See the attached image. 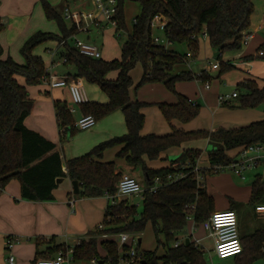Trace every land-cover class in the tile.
Returning a JSON list of instances; mask_svg holds the SVG:
<instances>
[{
    "label": "trees",
    "instance_id": "1",
    "mask_svg": "<svg viewBox=\"0 0 264 264\" xmlns=\"http://www.w3.org/2000/svg\"><path fill=\"white\" fill-rule=\"evenodd\" d=\"M41 1L46 17L57 22L62 36L40 31L30 37L21 48L26 64H19L11 57L0 58V192L11 179H18L24 198L50 200L53 198V189L58 185L57 180L68 177L79 182V196L113 195L122 174L116 170L114 162H102L100 159L107 148L124 144L118 156L130 164L140 166L146 184L152 185L157 176L163 182H167L170 174H183V177L163 185L156 192H145L141 211L137 206L130 205L127 199L119 204L109 203L105 210L103 229L91 231L87 240L75 246L74 258L118 264L121 253L128 254L131 246L127 242L120 247L112 235L141 233L151 223L157 234L158 245H163L166 252L158 257L154 251H143L140 253V264H200L199 254L202 251L193 242L184 241L178 247L174 246L179 241L177 234L186 229L190 216L197 223H203L215 210L213 196L204 184H199L197 176L215 174L217 166L235 162L237 156L228 155V151L264 145V119L238 128L222 127L215 131L188 132L173 127L169 135H142L145 115L141 110L147 103L132 101L130 98L129 90L133 84L130 71L140 63L144 73L139 86L163 82L172 92H175L178 81L197 78L206 81V76H209L206 71H202L200 76L189 71L173 73L175 66L185 61L186 55L167 50L164 44L155 43L152 19L155 15H163L167 19L164 30L166 40L169 43L186 44L192 54L199 51L202 33L207 34L211 47L219 53L239 50L243 46L244 32L252 24L255 9L252 0H135L141 4L142 10L135 17L133 32L122 44L121 58L109 61L95 59L82 54L70 43L64 45L62 54L67 57L65 63L75 68L72 78L96 84L108 97L106 103L89 101L81 104L83 114L92 115L99 121L121 109L128 128L125 135L103 141L85 155L67 160L66 171L60 153L55 150V144L26 127L24 122L31 112L33 101L27 87L17 80V77H23L30 86L43 83L47 73L46 65L42 57L34 54V50L48 40L67 38L77 33L76 26L68 27L63 16L49 1ZM125 2L118 0L117 33L127 28ZM3 28L0 18V31ZM260 50L263 51L262 55L248 56L246 59L264 60V43ZM221 65V73L234 68L223 62ZM113 72L117 73L115 79L110 78ZM237 88L240 90L238 108H258L264 104V84L260 87L256 81L246 79ZM177 95L179 101L176 104H158L162 114L168 122L174 119L182 123L191 122L199 115L200 106L192 105L183 95ZM55 108L63 142L79 129L74 126L67 102L55 101ZM202 138L208 139L212 145L208 150L209 168H199L198 173L195 171L203 153L198 149L184 150L174 160L177 163L175 168H148L145 157L155 160L172 147ZM263 200L264 179L257 175L252 184L250 201L258 204ZM193 205L195 208H192ZM231 209L235 210L233 207ZM162 233L165 242L160 238ZM104 234L109 237L102 238ZM241 241L244 250L236 256L240 257L238 264H254L264 259V229L257 230ZM138 246H141V242H138ZM100 247L105 251L104 255H101ZM62 248L57 247L56 253Z\"/></svg>",
    "mask_w": 264,
    "mask_h": 264
},
{
    "label": "crops",
    "instance_id": "2",
    "mask_svg": "<svg viewBox=\"0 0 264 264\" xmlns=\"http://www.w3.org/2000/svg\"><path fill=\"white\" fill-rule=\"evenodd\" d=\"M47 1L55 8L54 5L59 0ZM71 1L74 4L70 3ZM127 2L129 1L127 0L125 4ZM252 2L255 8L252 14V24L244 32V36L251 35V38L248 44L243 45L239 50L219 53L217 49L210 47L209 38L205 35L204 39H200L199 51L193 54L186 44L169 42L164 44L167 50L186 55L185 61L175 66L174 74L189 71L194 75L200 76L202 71H206L209 75L206 76V81L198 78L178 81L175 85V92H172L163 82H150L139 86L144 73L140 63L130 71L133 81L129 90L130 98L132 101L147 103L141 110L145 115V124L141 131L142 135H169L172 133L173 127L188 132L199 130L215 131L222 127L238 128L264 119V111L260 107L238 108L239 96L230 97L226 102H221L219 99L220 96L240 92L237 86L246 79L256 81L260 87L264 84V60L246 59L248 56L260 54V46L264 43V7L262 6L264 0H252ZM60 3H62V11L57 10L64 19V9L66 6L71 8L70 4L74 6L72 9L90 7V4L81 2V0H60ZM139 5V13L135 17L141 13L142 7L140 3ZM0 18L1 23L4 25L3 30L0 31V58L6 59L11 57L19 64H26V59L21 53V48L37 32L54 33L62 36L60 28L52 23L54 20H49L46 17L41 0H0ZM134 23L135 18L133 25ZM104 25L108 26V23L100 19L98 25L91 26L87 31L77 30L75 35L85 34L90 39L89 32L93 28L100 29ZM126 25V33L131 34L133 28L131 31L129 30L127 20ZM71 26L73 24L70 22L68 27ZM162 31L164 32V30ZM60 40L51 39L40 44L34 50V54L43 58L46 71L53 72L59 76L72 77L75 74V68L71 72L70 65L65 63V56L62 54L64 47L60 45ZM85 42L94 44L89 40ZM94 45L97 46L96 44ZM189 52H191L192 56H188ZM214 57H217V60L213 63L208 62L209 64L206 66V69L200 72L194 70L195 61L203 60L204 58L211 60ZM221 62L233 65L234 68L221 73ZM215 63H218L219 67L214 69L212 65ZM116 77V72L110 74V78L115 79ZM17 80L20 84L27 87L30 98L33 101L31 112L24 122L26 127L41 134L48 141L55 144V150L61 155L62 166L65 171L67 160L85 155L99 143L114 137L123 136L128 132L125 115L121 109H118L97 121L95 126L79 130L75 135L61 142V130L58 126L55 101L67 102L70 111L74 110V112H71L74 125L81 117L85 116L80 105L73 103L69 88H51L45 83L30 86L26 84L23 77H17ZM82 81L89 101L99 103H106L108 101L107 95L99 86L88 83L83 79ZM207 82L210 83V87H206ZM229 88H232V90ZM177 94L195 101L200 106L199 115L191 122L182 123L177 119L168 122L162 114L158 104H176L179 101ZM123 147L124 144H118L107 148L100 161L114 162L116 170L122 175L129 174L136 177L139 174L136 173L134 167L137 166L128 163L125 158L118 156ZM211 148L212 145L208 139L189 140L180 146H175L162 152L158 159L149 160L145 157V161L148 168L151 169L175 168L177 167V163L174 160L184 150L198 149L202 150L203 153L198 160L197 168L207 169L210 167L208 150ZM241 149L236 148L228 151V155L237 156L238 158ZM263 163L264 160L259 165ZM253 169L255 168H251L250 170ZM221 171H217L216 173ZM140 175H142L140 177L143 179L142 185L148 186L143 171ZM257 175H261L264 179V175L258 173L254 176V180ZM200 176L203 175L200 174ZM207 176L209 174L203 176L205 178L202 184L207 188L208 193L213 196L215 210H226L231 209V207L235 209L238 216V228L241 239L255 233L257 230L264 229V212L256 209L257 206L264 205V200L258 204H252L250 201L254 180L248 187L233 185L231 182L233 187L231 186V189L227 190L230 196L224 202H219L212 192L209 191ZM59 179H62V181L58 182ZM59 179L57 180L58 185L52 191L53 198L50 200L36 201L24 198L22 196L21 182L18 179H11L0 192V264H36L39 259L55 256L57 254L56 249L59 246L75 247L79 245L82 241L89 238L91 231L103 224L108 204L114 202L119 204L124 199L123 197H125L123 196L118 199H112L109 195L82 197L74 193L70 178L62 177ZM241 180H246V176L245 178H241ZM247 204L253 205L252 216L256 221L254 220L246 229L242 223V208ZM187 227L186 237L181 240L179 239L180 243L189 238L190 242H193L200 249L202 241L206 237L211 236L207 223H197L193 216H190L188 219ZM8 237H16L19 240L15 242L10 251L6 247V239ZM101 237L108 238L109 236L103 237L102 235ZM116 237L117 235H112V238L116 239ZM138 242H141V238ZM163 249V254L156 252L158 257L165 255L166 249L164 246ZM100 252L101 255L105 254V251H102L101 247ZM10 254H13L15 257L13 263L8 261ZM120 262H122V259ZM66 264L100 263L96 260H77L74 258ZM135 264H140V262Z\"/></svg>",
    "mask_w": 264,
    "mask_h": 264
},
{
    "label": "built area",
    "instance_id": "3",
    "mask_svg": "<svg viewBox=\"0 0 264 264\" xmlns=\"http://www.w3.org/2000/svg\"><path fill=\"white\" fill-rule=\"evenodd\" d=\"M81 2L90 4V7L85 9H73L66 6L64 9V17L69 20L73 25L76 26L79 31H87L91 26L98 25L100 19H103L108 24H111L117 28L118 21L116 15L118 13V0H81ZM167 19L161 15H155L151 21L152 27H157L160 30H165ZM207 36L206 33H204ZM251 35H245L243 39V45L248 44ZM74 41V48L80 51L82 54L92 57L95 59H100L102 53L100 49L94 44L85 42L77 36L71 35L67 38H62L60 40V45L64 46L70 42ZM155 43H163V39L154 36ZM260 54H263V51H260ZM188 56H192L191 52L188 53ZM64 60L67 61V57H64ZM219 64L215 63L212 65V68H218ZM43 83L47 84L51 88H62L67 87L70 90L72 101L76 105H81L89 102L87 92L84 87L82 79L70 78L69 76H59L53 72H48L43 77ZM206 87H210V83H206ZM238 92H234L231 95L220 96L221 102H226L228 98L238 97ZM189 101L192 105H197V103L191 99ZM74 112V110H71ZM97 120L92 115H85L81 117L76 123L75 127L79 130L89 129L95 126ZM264 160V145H252L249 147H244L240 150L238 158L235 162L228 164L226 166H217L216 172L221 170H232L235 174L239 175L241 178H245L244 172L248 169L257 167L261 161ZM198 173V168L195 169ZM183 177V174L178 176L168 175L167 182H163L161 177L157 176L152 185L143 186L138 182V180L129 175L123 174L121 179L116 185L117 191L113 195H109L110 198H119L123 196L131 195H141L143 197L144 193L156 192L160 187L168 183L174 182ZM199 184H202L203 176L198 174L197 176ZM203 185V184H202ZM116 203V202H114ZM195 208V205L192 206ZM258 211L264 212V205H259L256 207ZM190 218V217H189ZM211 236L214 238L215 242V254L220 259H227L232 256H237L242 253L244 250L238 228V216L235 210L226 209V210H216L214 211L208 220L206 221ZM99 229H103V224L100 225ZM108 235L104 234L103 237ZM131 235L128 233H120L117 235L116 240L121 244L129 242ZM136 241V239H134ZM16 241H19L16 237H8L6 239V247L10 251L12 250ZM180 242L174 244L175 247H178ZM75 247L64 246L60 249L57 254L53 257L39 259L36 264H66L74 259ZM8 261L13 263L15 257L13 254H10ZM141 261V254L137 252L136 249L131 247V250L122 258V262L126 264H135Z\"/></svg>",
    "mask_w": 264,
    "mask_h": 264
},
{
    "label": "rangeland",
    "instance_id": "4",
    "mask_svg": "<svg viewBox=\"0 0 264 264\" xmlns=\"http://www.w3.org/2000/svg\"><path fill=\"white\" fill-rule=\"evenodd\" d=\"M128 1L129 2H127L125 4L124 12H125L126 20L128 22L129 30L131 31L133 28V20H134L135 16L139 13L140 5L135 0H128ZM70 3L74 4V2H72V1ZM54 6L60 12L62 11V3H60V0ZM70 6H71V10H73L72 8L74 6H72L71 4H70ZM262 6L264 7V2H263ZM64 21L66 22V24L68 26L70 25L69 20L64 19ZM52 23L55 26L56 25L58 26L56 21H53ZM153 34L155 36H158L161 39H163V44L168 43V41L164 37V32L162 30H160L159 28L153 27ZM128 35L129 34L126 33L125 30H121L120 32L116 33V27L111 25V24H108V26L104 25L100 29L99 28L98 29L93 28L92 31L89 32L90 39H88L85 34H78L77 38H79L83 41L89 40L90 42H93L94 44H96L101 50V53H102L101 58L103 60L109 61V60H113L115 58H121V56H122V51H121L122 50V44H123V42H125L127 40ZM204 38H205L204 34L202 33L200 36V39H204ZM73 44H74V41L71 40L70 45L73 46ZM209 45H210V43H209ZM210 47H211V45H210ZM215 60H217V57L211 58V60H207L205 58L203 60H197V61H195V65H194L195 69L194 70L200 72L201 70L206 69V66L209 64L208 62L213 63V62H215ZM69 68H70V71L73 72L74 67L70 65ZM229 89L232 90V88H229ZM260 109L264 111V104L260 106ZM134 170L136 171L137 174H139L135 178L138 180V182L140 184H143V179H141L142 175H140L142 173L141 167L140 166L134 167ZM258 173H261L264 175V163L259 165L257 168L255 167V169H253V170H250V169L246 170L245 171L246 180H244V181L241 180V178L238 175H236L230 169L209 175V176H207V180H209L207 182L208 187H209V191L212 192V194L215 196L217 201L224 202L225 200L228 199V196H230V195H228L229 192H227V190L231 189L230 188L232 186L231 182L233 185L248 187L252 184V182L255 178L254 176ZM204 178L205 177H203V180L201 181L202 183L204 182ZM237 191H239V190L237 189ZM123 198L127 199L129 201L130 205L137 206L139 211L142 210V196L141 195L125 196ZM252 210H253L252 204L244 205V207L242 208V223H243V227H245L246 229L255 220V218L252 216ZM214 211H216V210H214ZM187 229H188V227H186L185 231L178 233L176 237L179 238L180 240L185 238L186 234H187L186 233ZM245 234H248V233H245ZM131 236L132 237L128 243L130 244V246L133 249H136V250L138 249L137 250L138 253H142L144 250L145 251L159 252V254L164 253L163 246L158 245L157 234L155 233V230H154L153 225L151 223H149V225L146 227L144 232L137 233V234H134ZM140 238H141V246L139 247L138 246V240ZM160 238L163 242H165V236L163 233L160 234ZM134 239H136V241ZM121 246L122 245L120 244V247ZM214 248H215V242H214V238L212 236H208L202 241V246L200 248L202 253L199 254L200 264H238V260L240 257L232 256V257L227 258V259H220L217 255H215ZM102 251H103V249H102ZM124 256H125V253L122 252L121 253V259ZM104 264H111V263L106 262ZM120 264H126V263L120 262ZM254 264H264V259L257 260Z\"/></svg>",
    "mask_w": 264,
    "mask_h": 264
},
{
    "label": "water",
    "instance_id": "5",
    "mask_svg": "<svg viewBox=\"0 0 264 264\" xmlns=\"http://www.w3.org/2000/svg\"><path fill=\"white\" fill-rule=\"evenodd\" d=\"M61 181H62V179H59V180H58V182H61ZM72 185H73L74 193H75V194H79V193H80V185H79V182H78L77 180H74V181H72ZM189 241H190V239L187 238V239H186V242L189 243ZM99 263H100V264H103L104 261L101 260V261H99Z\"/></svg>",
    "mask_w": 264,
    "mask_h": 264
}]
</instances>
